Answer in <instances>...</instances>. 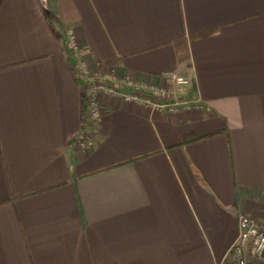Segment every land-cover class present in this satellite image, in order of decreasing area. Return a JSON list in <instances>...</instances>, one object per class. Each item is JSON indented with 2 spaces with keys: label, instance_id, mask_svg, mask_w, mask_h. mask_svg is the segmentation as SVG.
<instances>
[{
  "label": "crops",
  "instance_id": "crops-1",
  "mask_svg": "<svg viewBox=\"0 0 264 264\" xmlns=\"http://www.w3.org/2000/svg\"><path fill=\"white\" fill-rule=\"evenodd\" d=\"M68 30L91 77L175 70L191 106L96 91L91 120ZM241 214L264 224V0H0V264H216Z\"/></svg>",
  "mask_w": 264,
  "mask_h": 264
},
{
  "label": "built area",
  "instance_id": "built-area-1",
  "mask_svg": "<svg viewBox=\"0 0 264 264\" xmlns=\"http://www.w3.org/2000/svg\"><path fill=\"white\" fill-rule=\"evenodd\" d=\"M64 42L69 56L73 58L78 76L86 83L85 106L91 120L98 116V108L93 97L96 91L116 95L126 101L141 102L155 110H166L169 113L176 112L180 107L191 106L187 100L179 98V94L189 83L183 74L175 70L165 73L164 86L141 85L126 78L117 79L112 76L91 77L78 56L79 43L72 30L67 31ZM85 141L78 138L76 145L84 147ZM237 225L238 233L235 240L216 264H251L252 257L264 263V224L241 214Z\"/></svg>",
  "mask_w": 264,
  "mask_h": 264
},
{
  "label": "rangeland",
  "instance_id": "rangeland-1",
  "mask_svg": "<svg viewBox=\"0 0 264 264\" xmlns=\"http://www.w3.org/2000/svg\"><path fill=\"white\" fill-rule=\"evenodd\" d=\"M250 263L251 264H264L261 261L257 260L256 258H250Z\"/></svg>",
  "mask_w": 264,
  "mask_h": 264
},
{
  "label": "trees",
  "instance_id": "trees-1",
  "mask_svg": "<svg viewBox=\"0 0 264 264\" xmlns=\"http://www.w3.org/2000/svg\"><path fill=\"white\" fill-rule=\"evenodd\" d=\"M77 79V78H76ZM77 81H78V83H80V84H84L83 82H81V81H79L78 79H77ZM192 140H194V138H186L184 141L185 142H188V141H192Z\"/></svg>",
  "mask_w": 264,
  "mask_h": 264
}]
</instances>
